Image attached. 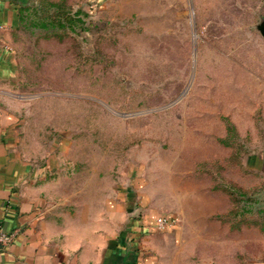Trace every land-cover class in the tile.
<instances>
[{
  "label": "rangeland",
  "instance_id": "rangeland-1",
  "mask_svg": "<svg viewBox=\"0 0 264 264\" xmlns=\"http://www.w3.org/2000/svg\"><path fill=\"white\" fill-rule=\"evenodd\" d=\"M263 26L264 0H33L0 122L31 154L67 143L80 170L135 166L184 263H234L264 237Z\"/></svg>",
  "mask_w": 264,
  "mask_h": 264
},
{
  "label": "crops",
  "instance_id": "crops-1",
  "mask_svg": "<svg viewBox=\"0 0 264 264\" xmlns=\"http://www.w3.org/2000/svg\"><path fill=\"white\" fill-rule=\"evenodd\" d=\"M32 1L0 0V85L17 78L11 35ZM14 132L0 122V229L10 236L0 246V264H186L182 227L157 230L163 214L138 168L117 179L93 167L80 170L67 143L31 154L18 148ZM235 259L230 264H264V237L260 250Z\"/></svg>",
  "mask_w": 264,
  "mask_h": 264
},
{
  "label": "built area",
  "instance_id": "built-area-1",
  "mask_svg": "<svg viewBox=\"0 0 264 264\" xmlns=\"http://www.w3.org/2000/svg\"><path fill=\"white\" fill-rule=\"evenodd\" d=\"M174 222H176L175 217L161 215L156 219L157 230L159 231L166 230V228L172 225ZM9 242H10V236L4 233L2 229H0V246H5Z\"/></svg>",
  "mask_w": 264,
  "mask_h": 264
},
{
  "label": "trees",
  "instance_id": "trees-1",
  "mask_svg": "<svg viewBox=\"0 0 264 264\" xmlns=\"http://www.w3.org/2000/svg\"><path fill=\"white\" fill-rule=\"evenodd\" d=\"M28 10H29V6H27V7H25V8H23L22 10H21V22L23 23L24 22V20H25V18H26V13L28 12ZM78 14V13H77ZM79 15V14H78ZM74 18H78V16H76V17H74ZM74 18H72L71 16H68V14L66 15V14H61V16L60 17H58V20H57V23H58V25H60V26H64L66 23L67 24H69L70 25V23H72L74 20ZM47 22H44V23H42L41 22V25L43 26H55V22H54V20H52V18H48L47 20H46ZM264 230V229H263Z\"/></svg>",
  "mask_w": 264,
  "mask_h": 264
},
{
  "label": "water",
  "instance_id": "water-1",
  "mask_svg": "<svg viewBox=\"0 0 264 264\" xmlns=\"http://www.w3.org/2000/svg\"><path fill=\"white\" fill-rule=\"evenodd\" d=\"M261 33H262V35L264 37V26L261 28Z\"/></svg>",
  "mask_w": 264,
  "mask_h": 264
}]
</instances>
